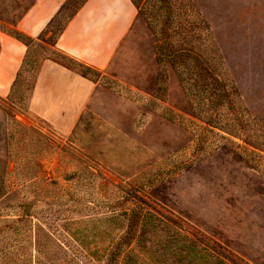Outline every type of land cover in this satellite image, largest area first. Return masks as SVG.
<instances>
[{
    "label": "rangeland",
    "instance_id": "374dc122",
    "mask_svg": "<svg viewBox=\"0 0 264 264\" xmlns=\"http://www.w3.org/2000/svg\"><path fill=\"white\" fill-rule=\"evenodd\" d=\"M34 1L0 0V32ZM83 1L0 97V264H108L124 237L132 264H264V0H134L130 35L61 135L28 105L46 57L85 71L55 47Z\"/></svg>",
    "mask_w": 264,
    "mask_h": 264
},
{
    "label": "crops",
    "instance_id": "0c3cea01",
    "mask_svg": "<svg viewBox=\"0 0 264 264\" xmlns=\"http://www.w3.org/2000/svg\"><path fill=\"white\" fill-rule=\"evenodd\" d=\"M70 0H35L15 31L39 40ZM63 11V12H62ZM139 9L132 0H86L67 21L56 49L97 72L107 70L130 35ZM31 47L0 32V97L7 98L24 68ZM98 83L51 58L44 59L30 96V116L61 135L72 134Z\"/></svg>",
    "mask_w": 264,
    "mask_h": 264
},
{
    "label": "trees",
    "instance_id": "16d2710c",
    "mask_svg": "<svg viewBox=\"0 0 264 264\" xmlns=\"http://www.w3.org/2000/svg\"><path fill=\"white\" fill-rule=\"evenodd\" d=\"M86 0H84L83 1V3L85 2ZM133 2H134V4H136L135 3V1L134 0H132ZM73 2V0H70L67 4H66V6H65V8H64V11H65V9L70 5V3H72ZM82 3V4H83ZM81 4V5H82ZM80 5V6H81ZM79 6V7H80ZM137 6V5H136ZM79 7L77 8V9H79ZM77 9L75 10V11H77ZM63 12V11H62ZM63 13H61L56 19H54L52 22H51V24L49 25V27H48V30L53 26V24L57 21V19L58 18H60V16L62 15ZM73 15V14H72ZM72 15L69 17V19L72 17ZM68 19V20H69ZM67 23V22H66ZM66 23H65V25H66ZM65 25H64V27L60 30V33H59V35L62 33V31L64 30V28H65ZM10 34H12L14 37H16L17 39H19V40H21L22 42H24L28 47H30V45H31V43H33V42H35V40H33V39H31V38H29V37H27V36H25V35H23V34H21V33H19V32H17V31H13V32H10ZM59 35H58V37H59ZM57 41V40H56ZM55 45H56V43H55ZM161 50V49H160ZM29 55V54H28ZM28 57V56H27ZM46 58H51V59H53V60H55L56 62H58V63H61L62 65H64V66H66V67H68V68H70V69H72V70H74V71H77V72H79V73H81L83 76H85V77H88L89 78V73L91 72H95V70H93L92 68H90V67H88V66H86V65H84V64H82V63H79V62H77V61H75V63H77L81 68H83L85 71L83 72V71H80V70H76L74 67H72L71 65H69V64H67V63H65V62H63V61H60V60H58V59H56L55 57H51V56H49V57H46ZM45 58V59H46ZM159 58L161 59L162 58V55L161 54H159ZM27 59V58H26ZM25 64H26V60H25V62H24V66H25ZM173 64L175 65V62H173ZM148 212H145V215L143 216V217H145V219L147 220L148 219V217H149V215H151V216H153L154 217V215L153 214H151L150 212H149V214H147ZM129 215H131V214H129ZM131 230L133 231V229L132 228H130V232H131ZM126 239H127V237H124V238H122L121 240H116V242L114 241V242H112V245L110 246L111 248L109 249V250H106V253H108L107 254V260H108V264H132V263H130V262H134V260H133V257H132V260H128L126 257H127V255H128V252H127V250H126V248L128 247V241L127 242H125L126 241ZM202 250L204 251V253L205 254H207V252H208V250L206 249V248H202ZM208 255V254H207ZM204 257H206L205 255H203ZM126 258V259H125ZM60 264H74V262H71V261H65V262H62V263H60Z\"/></svg>",
    "mask_w": 264,
    "mask_h": 264
}]
</instances>
